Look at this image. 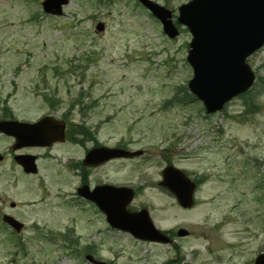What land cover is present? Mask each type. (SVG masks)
I'll return each instance as SVG.
<instances>
[{
    "label": "rangeland",
    "instance_id": "1",
    "mask_svg": "<svg viewBox=\"0 0 264 264\" xmlns=\"http://www.w3.org/2000/svg\"><path fill=\"white\" fill-rule=\"evenodd\" d=\"M43 1L0 0V119L65 117L103 145L146 150L99 170L98 181L141 188L129 211L147 209L173 241L113 229L79 198L78 145L39 153V172L27 176L15 140L0 135V213L24 224L15 234L0 219V264H254L264 252V47L248 59L253 94L208 115L188 87L187 30L169 39L138 0H70L62 17L46 15ZM152 1L176 22L192 0ZM168 165L201 180L192 209L159 186Z\"/></svg>",
    "mask_w": 264,
    "mask_h": 264
},
{
    "label": "water",
    "instance_id": "2",
    "mask_svg": "<svg viewBox=\"0 0 264 264\" xmlns=\"http://www.w3.org/2000/svg\"><path fill=\"white\" fill-rule=\"evenodd\" d=\"M139 1L161 21L169 38L175 39L180 35L172 11L152 0ZM68 4L69 0H45L42 6L46 13L61 16L63 7ZM178 23L192 36L187 57L193 69L189 89L203 103L208 114L223 110L231 100L254 86L256 75L247 59L264 47V0H192L179 8ZM97 29L103 31L104 27L100 24ZM64 128V123L52 117H45L34 124L0 121V133L16 139L14 151L63 141ZM141 154L140 151L93 149L85 163L102 164L111 159L133 158ZM2 159L0 156V161ZM15 160L26 173L38 172L35 156L19 155ZM162 174L160 186L173 194L181 207L192 208L195 183L174 166L166 167ZM80 193L98 205L113 228L129 232L138 239L170 243L169 238L156 228L148 210L136 214L127 211L134 197L133 190L102 186L92 193L85 187ZM4 221L17 232L23 229V225L10 216H5ZM187 234L184 230L179 231L180 236ZM88 259L93 261L90 257ZM254 264H264V253L256 258Z\"/></svg>",
    "mask_w": 264,
    "mask_h": 264
},
{
    "label": "flooded vegetation",
    "instance_id": "3",
    "mask_svg": "<svg viewBox=\"0 0 264 264\" xmlns=\"http://www.w3.org/2000/svg\"><path fill=\"white\" fill-rule=\"evenodd\" d=\"M63 118V117H62ZM66 122V127H65V141L63 143H56L52 146V148H27L25 149L28 153L30 154H35L36 156H38V158L40 159V157L42 155H39V153L44 152V153H52V151L56 148L65 146L66 144H74V145H78V147L82 150L80 157L77 161V165L75 166V168H77L78 170V177H79V181H78V187H77V191L85 186H87L91 191L97 189L99 186H104V185H108L105 183H99L98 181V171L110 166L111 164H113L114 162H127V161H135V160H139L141 157L135 158V159H114V160H110L102 165H86L85 164V159L87 154L89 153V151L92 148H98V147H111V148H118L121 150H130L132 148H130V143H127L125 141L119 142V144L115 145V146H108L103 145L101 143H99V141L92 137L90 134H88L82 125H68V121L65 120ZM90 140V142H89ZM88 143L91 144L90 147H88ZM85 145V146H84ZM87 145V146H86ZM86 147V148H85ZM85 148V149H84ZM46 157V156H45ZM48 158V157H46ZM51 159V158H49ZM192 181L196 184L197 189L201 186V180L197 179V178H192ZM116 186H124V187H128V188H132L134 190L135 193V197L136 194L138 193V191L141 188H134L132 186L129 185H116ZM134 197V198H135ZM83 201H87L86 198L81 197ZM88 204L92 205L93 203L87 201ZM144 209L143 207H140L139 210H135L132 211L133 213H137L138 211ZM132 210V209H131ZM130 210V211H131ZM0 215H2V213H0ZM4 215V214H3ZM170 239H172L173 233H166ZM173 241V239H172Z\"/></svg>",
    "mask_w": 264,
    "mask_h": 264
},
{
    "label": "trees",
    "instance_id": "4",
    "mask_svg": "<svg viewBox=\"0 0 264 264\" xmlns=\"http://www.w3.org/2000/svg\"><path fill=\"white\" fill-rule=\"evenodd\" d=\"M257 79H258V78H257ZM255 86H256V84H255ZM255 86H254V88H253L251 91L247 92L244 96H247V95L253 94L252 92H253V90L255 89ZM49 102H50V101H49ZM8 114H10V112H9V109L6 108V109L4 110V112H3V115H7V116H8Z\"/></svg>",
    "mask_w": 264,
    "mask_h": 264
}]
</instances>
